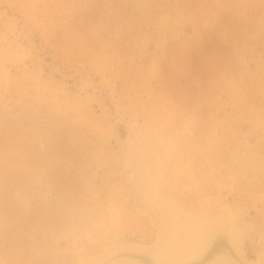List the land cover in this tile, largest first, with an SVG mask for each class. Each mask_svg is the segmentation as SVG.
I'll list each match as a JSON object with an SVG mask.
<instances>
[{"label":"rangeland","instance_id":"obj_1","mask_svg":"<svg viewBox=\"0 0 264 264\" xmlns=\"http://www.w3.org/2000/svg\"><path fill=\"white\" fill-rule=\"evenodd\" d=\"M145 144L264 247V0H0V264L153 242Z\"/></svg>","mask_w":264,"mask_h":264},{"label":"water","instance_id":"obj_2","mask_svg":"<svg viewBox=\"0 0 264 264\" xmlns=\"http://www.w3.org/2000/svg\"><path fill=\"white\" fill-rule=\"evenodd\" d=\"M145 147L154 159L155 168L148 184L146 205L156 217L162 237L149 244H108L73 264H264V257H259L261 250L251 251L248 247L237 211L212 206L191 209L167 194L163 190L160 156L149 144ZM200 219L206 224L195 222ZM187 226L190 235L195 231L201 233L205 245L191 249L181 246L179 230Z\"/></svg>","mask_w":264,"mask_h":264},{"label":"bare ground","instance_id":"obj_3","mask_svg":"<svg viewBox=\"0 0 264 264\" xmlns=\"http://www.w3.org/2000/svg\"><path fill=\"white\" fill-rule=\"evenodd\" d=\"M146 143V142H145ZM145 146V145H144ZM141 169H142V167H140ZM154 170H155V168H154ZM142 173L145 175V176H147L148 178H149V180H148V182H146L145 183V185H144V187L142 188V185H143V183H142V185L140 186V189H141V191H140V196H141V199H142V201H143V203L146 205V199H147V196L146 195H148L149 194V192H148V184L151 182L150 180H152L151 179V176H152V171H149V170H146L145 172H144V169H142ZM139 182V181H138ZM157 198H160L159 196H157ZM146 209H147V211L150 213V215L154 218V222H155V226H156V237H155V239H159V238H161L162 237V234L160 233V231H159V229H158V226H157V223H158V221H157V219H156V217H154V214L149 210L150 208L146 205ZM202 211V210H201ZM159 220V222H160V219H158ZM194 220H197V219H194ZM195 222H197V223H201V224H206L205 223V221L203 220V219H200V221H195ZM206 222H210V221H206ZM182 223V222H181ZM185 226V225H184ZM188 227L189 226H187V227H182V228H180V230H179V237L181 238V241H180V244H181V246L182 247H186V246H188L187 247V249H191V248H197V247H199L200 245L202 246V244H203V242H204V240H205V238L201 235V233L200 232H197V231H195V233H194V235H190V231H188ZM190 237V238H189ZM210 238V237H209ZM203 245H205V244H203ZM205 247H208V246H205ZM209 247H211V246H209ZM259 250H261V252H260V254H259V257H264V247H262L261 249H259ZM258 250V251H259Z\"/></svg>","mask_w":264,"mask_h":264},{"label":"trees","instance_id":"obj_4","mask_svg":"<svg viewBox=\"0 0 264 264\" xmlns=\"http://www.w3.org/2000/svg\"><path fill=\"white\" fill-rule=\"evenodd\" d=\"M145 177H146V176H144V177H143V179H144V180H143V182H145V183H146L148 179H147V178H145Z\"/></svg>","mask_w":264,"mask_h":264}]
</instances>
